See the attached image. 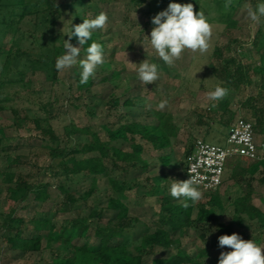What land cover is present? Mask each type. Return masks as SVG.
Listing matches in <instances>:
<instances>
[{
	"label": "rangeland",
	"instance_id": "rangeland-1",
	"mask_svg": "<svg viewBox=\"0 0 264 264\" xmlns=\"http://www.w3.org/2000/svg\"><path fill=\"white\" fill-rule=\"evenodd\" d=\"M56 2L61 12L56 30L65 35L93 32L94 39L102 43V51H86L79 46L71 51L68 47L57 60L54 84L32 62H27L21 81L9 83L2 82L5 75L9 76L3 65L11 58L13 52L9 54V50L16 46H11L12 33L3 39L5 50L0 54V264H52L54 258L72 254L70 249L60 248L55 242L47 246L45 239L36 252L11 249L7 238L13 233L1 228L11 209L15 210V220L25 222L20 234L34 238L37 233L32 230V222L36 219H50L59 228L74 218L89 217L94 209L104 211L100 220L89 218L92 228L122 224L116 219L115 211L106 209L108 199L117 197L127 206V217L131 219L123 223L128 225L124 242L129 252L146 254L147 249L140 244L141 236L154 229L161 199L167 198L170 205H176L191 200L195 194L190 225L173 235L174 247L179 244L200 264H264L263 228L246 215L241 216L240 224L233 219V202L247 191H251L250 203L264 214V183H259L264 169L235 179L230 178V170L226 169L222 185L210 193L193 190L184 175V151L191 140L200 138L210 144L223 145L228 132V128L217 123L208 124L205 116L208 108L218 102V82L212 69L220 65L221 59L213 56L214 49H224L230 44L231 51L223 52L224 57L235 55L257 68L258 53L252 41L258 33L264 34V0H241L235 9L237 2L227 8L228 0H200L199 19L193 17L192 5L183 11L184 22L179 21L175 9H171L175 8V0L167 1L173 11L170 19L169 14H161L158 0ZM152 11L153 22H150ZM33 17H26L20 26L24 36L39 34ZM32 46L24 42L21 48L29 53ZM32 50V58H38L41 49L36 46ZM250 76L251 86L243 85L227 93L231 109L237 112L235 119H249V113L241 109L240 104L264 86V74L253 72ZM82 77L89 78L91 85L80 87ZM113 99L119 101L115 108ZM157 113L169 115L178 132L171 138V147L158 152L140 137H132L133 143L143 147L141 157L146 161L145 168L138 165L123 175L106 160L104 175L68 174L60 165L68 157H49L50 148L67 152L92 141V135L66 136L67 126L86 127L107 142L104 128L116 129L120 115L152 127L157 124ZM35 120L42 127L47 125L56 140L51 141L48 135L42 134ZM199 120L205 124H199ZM255 141L259 146L264 145L260 134H255ZM109 145L126 152L130 150V142L122 140L111 141ZM167 154L169 162L163 165L160 159ZM15 157L17 162H11ZM238 161L243 167L254 163ZM10 174L14 180L21 176L30 184L45 186V199L36 201L31 196L19 207L12 203L8 199V187L14 185L6 182ZM109 179L122 180L128 188L116 194ZM60 188L79 199L71 212L59 210L64 197ZM89 189H92L91 195L82 201ZM218 224L230 226L233 236L222 233ZM84 242L97 243L92 231ZM202 250L207 251V256H199ZM174 251L172 247L157 252L168 257ZM151 257L145 255L144 259L150 261Z\"/></svg>",
	"mask_w": 264,
	"mask_h": 264
},
{
	"label": "trees",
	"instance_id": "trees-1",
	"mask_svg": "<svg viewBox=\"0 0 264 264\" xmlns=\"http://www.w3.org/2000/svg\"><path fill=\"white\" fill-rule=\"evenodd\" d=\"M158 1V9L161 14H169L167 17L170 19L173 11L167 6L168 0ZM228 1L227 8H232V5L237 2L234 7L235 9L241 3V0L239 2L237 0L235 3L233 0ZM192 5L195 8V12H192V15L198 20L200 0H190V2L187 0H175V8L171 9H175L178 20H183L184 22L186 17L183 11L186 8L190 9ZM30 16H35V18L33 17V25L35 30L39 31V34L35 36L31 34L24 36V33L20 30V26L26 17ZM60 16L61 12L56 0H27V2L26 0H0V54L5 50L3 39L8 33L13 34L11 46H16V48L8 52L9 54L13 53L7 65H3V69H6L9 76L5 75L2 82L7 81L11 83L13 81H21L25 73V68L27 67V62H32L37 69L44 72L46 79L54 84L57 82V60L65 54L68 47L71 51H74L77 46L86 51H102V43L94 39L93 32L87 31L83 34L74 33L70 35L58 32L55 27ZM153 16L152 11L149 17L150 22H153ZM263 37V33H258L252 41V46L258 53L259 61V65L255 69L251 64L243 62L241 58L235 55L224 57L223 52L230 53L231 51L230 44L224 49H214L213 56L216 59H221L220 65L212 69V74L218 82V102L212 104L208 108V112H205V116L209 119L208 124L212 125L217 123L220 126L228 128L236 119L241 118L235 119L237 112L231 109L227 93L230 90L237 91L243 85L251 86L253 83L252 77L250 76L251 73L264 74ZM58 38L60 39L59 45H56ZM24 42H29L30 45H34L32 48L29 47V53L21 48ZM36 46L41 49V52L38 58H32V49ZM90 81L89 78H80V87L90 86ZM263 90L264 86H262V89L255 96L247 97L241 102L240 108L249 113V119L245 120L252 124L253 132L260 134L264 138ZM112 101V107H117L119 104L118 99H113ZM156 115L157 124L152 127L137 124L127 118V115H120L117 119L119 125L116 129L110 130L104 128L108 138L107 142L101 141L95 133H92L86 127L78 128L75 126H67L64 129L66 136L69 137L75 134L92 135V141L84 144L80 149L68 150L67 152L62 149L50 148L49 157L52 159L68 157L67 161L60 163L68 174L88 173L89 175H104L107 171L106 160H109L112 166L123 175L138 165L145 168L147 167L146 161L141 157L143 147L140 144L133 143L132 137H140L149 144L151 149L158 152L168 150L171 147V138L175 137L178 132V128L174 126L169 115L160 113ZM35 123L42 134L48 135L51 141L56 140L47 125L42 127L39 121L36 120ZM198 123L205 124L203 120H199ZM115 140L130 142V150L126 152L120 150V148L110 146V142ZM194 142L195 140L193 142L191 140L186 147L184 151L185 159L192 152ZM92 153H95L93 154L94 156H87ZM17 159L15 157L11 162H17ZM233 159L226 163V169L230 170V178L232 179L238 178L245 173L255 174L259 168L264 169V153L253 164L245 167L241 166L238 159ZM160 160L163 165H167L169 162V154ZM242 160L244 162L247 161L245 159ZM185 171L186 169H184V175L186 174ZM6 182L9 185H14L8 187V199L12 203H17L18 207L28 201L31 196L36 201H43L47 195L45 186L30 184L24 181L21 176H18L14 180L13 175L10 174L6 178ZM109 183L112 191L116 194H122L128 188L122 180L109 179ZM259 183H264V176L259 180ZM194 189L197 191L195 187H193ZM60 190L64 194V197L59 210L63 213L71 212L79 199H76L64 189L60 188ZM154 191L158 193L157 189ZM91 193L92 189L87 190L81 200L85 201ZM250 194L251 191H247L244 195L234 200V222L240 224L243 221L241 216L246 215L249 220H257L264 230V214L250 203ZM195 198L196 194L191 200H183L181 204L176 205H170L167 198L161 199L154 229L145 232L141 236L140 244L142 248L147 249L146 254L129 252L124 242L125 228L128 225H123V223H129L131 219L127 217V206L117 197L109 198L106 206L107 210L115 211L116 219L122 222V224H118L117 226H94L92 228L89 218L100 220L104 211L102 209H94L89 214V217L74 218L59 228H56L50 219H36L32 222V230L36 231L37 236L29 238L20 234L25 222L22 219L15 220L13 218L15 210L11 209L4 217L1 228L4 232H9V234L13 233L7 238V243L13 250H21L24 252L39 251L41 249V242L45 239L49 247H51V243L55 242L60 248L70 249L72 251L70 256L54 258L52 264H200L191 258L179 244L175 247L173 245V235L180 230H186L190 225V214ZM204 216L207 219L209 218L208 215ZM217 228L228 237L233 236L230 226L218 224ZM91 231L92 235L97 239V243L94 245L84 242V240L89 238ZM42 233L46 234L43 235ZM172 247L175 250L174 254L168 257L157 252L159 250H169ZM207 254L206 250L199 252L200 257L207 256ZM145 255H151V260L146 261L144 259Z\"/></svg>",
	"mask_w": 264,
	"mask_h": 264
},
{
	"label": "built area",
	"instance_id": "built-area-1",
	"mask_svg": "<svg viewBox=\"0 0 264 264\" xmlns=\"http://www.w3.org/2000/svg\"><path fill=\"white\" fill-rule=\"evenodd\" d=\"M263 152L264 145L256 144L252 124L243 118L236 119L228 128L223 145L195 140L185 159V179L199 192H213L223 182L227 161L233 158L256 161Z\"/></svg>",
	"mask_w": 264,
	"mask_h": 264
},
{
	"label": "crops",
	"instance_id": "crops-1",
	"mask_svg": "<svg viewBox=\"0 0 264 264\" xmlns=\"http://www.w3.org/2000/svg\"><path fill=\"white\" fill-rule=\"evenodd\" d=\"M229 128V127H228ZM203 140H205V139H203ZM222 185V184H221Z\"/></svg>",
	"mask_w": 264,
	"mask_h": 264
}]
</instances>
